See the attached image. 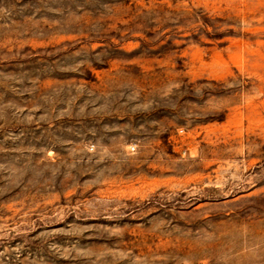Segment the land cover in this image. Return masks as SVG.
<instances>
[{"label": "rangeland", "instance_id": "obj_1", "mask_svg": "<svg viewBox=\"0 0 264 264\" xmlns=\"http://www.w3.org/2000/svg\"><path fill=\"white\" fill-rule=\"evenodd\" d=\"M0 264H264V0H0Z\"/></svg>", "mask_w": 264, "mask_h": 264}]
</instances>
